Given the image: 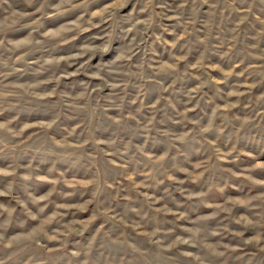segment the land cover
I'll return each instance as SVG.
<instances>
[{
    "label": "rangeland",
    "instance_id": "1",
    "mask_svg": "<svg viewBox=\"0 0 264 264\" xmlns=\"http://www.w3.org/2000/svg\"><path fill=\"white\" fill-rule=\"evenodd\" d=\"M0 264H264V0H0Z\"/></svg>",
    "mask_w": 264,
    "mask_h": 264
}]
</instances>
